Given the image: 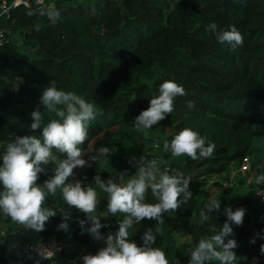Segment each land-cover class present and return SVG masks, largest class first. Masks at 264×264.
Returning a JSON list of instances; mask_svg holds the SVG:
<instances>
[{
  "label": "trees",
  "instance_id": "obj_1",
  "mask_svg": "<svg viewBox=\"0 0 264 264\" xmlns=\"http://www.w3.org/2000/svg\"><path fill=\"white\" fill-rule=\"evenodd\" d=\"M170 1L52 0L61 12L55 25L46 17L26 15V5L11 6L7 18L0 19L8 38L0 45V145L16 136L42 135L43 126L56 117L45 110L40 97L55 80L58 89L75 92L96 105L98 114L89 122L88 139L81 145L86 152L83 158L88 160L97 148L110 150L108 157L90 161L91 167H83L69 182L80 180L94 186L97 174L105 181L125 169L128 176L134 175L132 158L164 159L168 169L197 178L189 185L192 195L187 204L164 214L163 235L153 245L165 251L169 264H189L188 248L212 234L210 225H223L227 207L245 209L243 224H232L233 235L225 238V242H237L236 264H248L244 262L251 255L264 259L260 252L264 210L259 217L251 213L254 192L264 184H246L247 175H239L235 182L212 180L214 174L239 167L245 156L251 157V169L257 175L264 174V0H180L175 8ZM28 5L37 8L34 0ZM93 6L96 14H92ZM213 22L217 30L235 26L243 36V46L231 51L217 43L205 30ZM16 36L21 47L15 43L18 39L14 41ZM165 80L182 85L187 95L177 97L173 113L141 135L132 121L149 107ZM189 101L194 105L191 109ZM37 109L42 113L41 127L33 130L31 113ZM185 127L215 145L212 157L192 160L163 151L164 141L170 142ZM156 131L161 136L154 139L151 134ZM55 168L46 167L37 184L43 186L51 179ZM96 190L101 200L96 215H100L107 210V200L105 193ZM213 199L220 202L219 211L201 222L200 211ZM147 200L153 202L150 190ZM45 207L57 210V216L49 219L44 231L23 229L2 215L0 225L26 248L43 240H63L69 244L63 252L78 254L75 261L66 260L68 264H82L84 255H95L105 247L87 232L81 234L78 221H88L87 216L68 208L59 192L49 196ZM62 207L72 217L67 231L57 230ZM122 218L102 217L101 223L108 227L101 234L116 233ZM155 225L154 220H142L129 229V239L143 246L141 236ZM90 226L88 221L85 228Z\"/></svg>",
  "mask_w": 264,
  "mask_h": 264
},
{
  "label": "clouds",
  "instance_id": "obj_2",
  "mask_svg": "<svg viewBox=\"0 0 264 264\" xmlns=\"http://www.w3.org/2000/svg\"><path fill=\"white\" fill-rule=\"evenodd\" d=\"M35 2L36 9L26 5L29 9L26 15L29 17H46L52 25L61 19V12L54 4L44 6L43 0ZM91 11L96 14L98 10L93 6ZM35 29L39 31L40 25L36 24ZM205 30L215 36L217 43L229 46L231 51L243 46V36L235 26H230L229 30H217L213 22ZM186 95L184 87L175 81L165 80L160 83L158 95L152 97L149 107L132 121L134 130L144 135L173 113L177 97ZM40 103L56 117L43 126L42 135L16 136L0 145V215L23 229L44 231L49 219L57 216V210L45 207L46 201L49 196H56L59 192L68 208L82 212L91 222V226L85 228L88 221H78L81 234L87 232L95 241H103L106 245L95 255H84L81 258L82 264H169L165 251L153 245L157 237L163 235L164 214L175 212L191 198V177L167 167L162 168L159 158L150 159L141 155L139 159L130 160L136 169L134 175L128 176L125 169L111 174V178L106 181L97 174L94 186L84 185L80 180L69 182V178L76 175L75 169L86 165L91 167L90 161L97 162L110 153L108 147H101L88 160L83 158L86 152L81 145L88 139L89 122L98 114L96 105L75 92L58 89L55 80L44 88ZM193 106V102L189 101L187 107L191 109ZM31 116V128H40L41 111L34 110ZM214 150V144L206 142L205 137L190 127L181 129L170 142L165 140L163 143V151L177 158L186 156L192 160L208 159ZM65 154L66 158L62 159ZM50 162L56 165L55 175L40 186L37 184L39 174L46 172ZM255 183L264 184V174L257 175ZM97 187L106 194L107 200V210L100 215H96L101 201ZM149 190L153 202L147 200ZM181 194L183 199L180 198ZM219 209L220 202L211 200L200 211L201 222L209 221V213ZM59 212L62 222L57 230L67 231L71 213L64 207ZM224 214L227 219L222 226L218 228L210 225L208 231L212 234L202 236L188 248L189 264H236L237 254L234 249L238 247L237 242L235 239H227L225 242V238L233 235L232 224H243L245 209L233 211L227 207ZM118 215L123 217L118 221V231L102 235L100 230L108 225L102 224L101 218ZM144 219L154 220L156 225L143 233V246H138L129 239V229ZM251 243H255V240ZM260 252L264 254V245L260 246ZM37 254L41 260H52L56 253L50 248L38 246ZM36 264H40V261H36Z\"/></svg>",
  "mask_w": 264,
  "mask_h": 264
},
{
  "label": "built area",
  "instance_id": "obj_3",
  "mask_svg": "<svg viewBox=\"0 0 264 264\" xmlns=\"http://www.w3.org/2000/svg\"><path fill=\"white\" fill-rule=\"evenodd\" d=\"M35 1V0H34ZM30 0H13L11 4H9L6 0H0V19L1 18H7L8 13H9V8L11 6H16V5H28ZM44 6H47L48 4H52V0H43ZM8 40L7 38V32L6 28L1 25L0 23V45L4 44ZM251 168V157L250 156H245L243 160L241 161V164L239 165V170L240 172H246L249 171ZM256 194L258 198L264 202V188L256 190ZM38 246L50 248L53 250L56 254L53 257L52 260H44L47 262H56L58 256L65 250L66 244L64 243L63 240L61 239H50V240H43L40 241L38 244L35 246L30 247V249L37 254ZM59 248L60 250L57 251L56 249ZM37 249V250H34ZM38 255V254H37ZM264 262L263 258L258 257L257 255H251L248 257L247 262L248 264H258Z\"/></svg>",
  "mask_w": 264,
  "mask_h": 264
},
{
  "label": "crops",
  "instance_id": "obj_4",
  "mask_svg": "<svg viewBox=\"0 0 264 264\" xmlns=\"http://www.w3.org/2000/svg\"><path fill=\"white\" fill-rule=\"evenodd\" d=\"M32 258H29V257ZM78 254H66L62 252L56 262H47L41 260L30 248L19 245L13 239L10 231H7L4 226L0 225V264H68L66 260L75 261Z\"/></svg>",
  "mask_w": 264,
  "mask_h": 264
},
{
  "label": "rangeland",
  "instance_id": "obj_5",
  "mask_svg": "<svg viewBox=\"0 0 264 264\" xmlns=\"http://www.w3.org/2000/svg\"><path fill=\"white\" fill-rule=\"evenodd\" d=\"M179 1L180 0H171L170 1V6H172L173 8H175V7H177V5L179 4ZM15 36V35H14ZM13 36V37H14ZM16 39H18L17 38V36H16V38L14 39V41L16 40ZM17 45H18V43H19V47H21V45H20V41H19V39L18 40H16V42H15ZM166 129V131H169V128L167 127V128H165ZM151 136L155 139L156 137H159V136H161V133L160 132H158V131H156V132H154V133H152L151 134ZM99 138V137H98ZM98 138H96V139H98ZM96 139H94L93 140V142L91 143V145L89 146V149H91L92 148V146H93V143L96 141ZM99 148H97V150H98ZM161 161V167L162 168H164L165 167V165H166V163H165V160L164 159H161L160 160ZM53 165H55L54 163H49L46 167H52ZM81 169H83V168H77V169H75L74 171H75V173H76V177H77V175H78V173H79V171L81 170ZM239 175H247L246 176V179L244 178V182L247 184H250V183H254L255 185H256V183H255V177L257 176V174H256V172H255V170H252L251 168H250V170L249 171H247V172H240V170H239V167H237V168H235V167H231L230 168V170L229 171H227V172H222V174H214L213 176H212V180H216V179H218V180H220V181H226V182H235L238 178H239ZM192 180L190 181V184L192 183V181L194 180V179H197L196 177H193V178H191ZM208 184H209V186H210V184H211V182H208ZM254 196H255V202H254V204H253V206H252V216L253 217H259L260 215H261V213L263 212V210H264V203L261 201V200H259L258 199V196H257V194H256V191L254 192ZM97 242H99V243H101L103 246H106L105 244H104V242L103 241H97ZM69 244L67 243L66 244V246H68ZM247 259V258H246ZM245 259V260H246Z\"/></svg>",
  "mask_w": 264,
  "mask_h": 264
}]
</instances>
